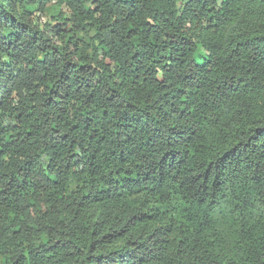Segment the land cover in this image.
I'll return each mask as SVG.
<instances>
[{"label":"trees","instance_id":"16d2710c","mask_svg":"<svg viewBox=\"0 0 264 264\" xmlns=\"http://www.w3.org/2000/svg\"><path fill=\"white\" fill-rule=\"evenodd\" d=\"M0 264H264V0H0Z\"/></svg>","mask_w":264,"mask_h":264},{"label":"rangeland","instance_id":"374dc122","mask_svg":"<svg viewBox=\"0 0 264 264\" xmlns=\"http://www.w3.org/2000/svg\"><path fill=\"white\" fill-rule=\"evenodd\" d=\"M38 16L42 22H46L47 19L50 17L49 13H40V12L38 13Z\"/></svg>","mask_w":264,"mask_h":264}]
</instances>
